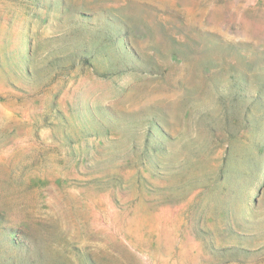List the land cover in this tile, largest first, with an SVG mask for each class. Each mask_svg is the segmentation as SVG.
Returning a JSON list of instances; mask_svg holds the SVG:
<instances>
[{
  "label": "rangeland",
  "instance_id": "rangeland-1",
  "mask_svg": "<svg viewBox=\"0 0 264 264\" xmlns=\"http://www.w3.org/2000/svg\"><path fill=\"white\" fill-rule=\"evenodd\" d=\"M0 264H264V0H0Z\"/></svg>",
  "mask_w": 264,
  "mask_h": 264
}]
</instances>
